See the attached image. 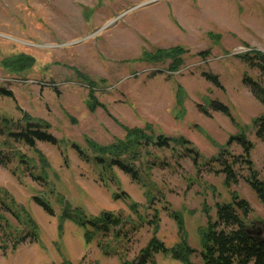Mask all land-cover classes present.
<instances>
[{
    "label": "rangeland",
    "instance_id": "374dc122",
    "mask_svg": "<svg viewBox=\"0 0 264 264\" xmlns=\"http://www.w3.org/2000/svg\"><path fill=\"white\" fill-rule=\"evenodd\" d=\"M177 47L185 50L179 71H169L170 61H144L145 55ZM253 50L264 53V0H0V264H134L153 236L168 247L180 242L173 212L183 217L188 242L197 251L192 260L201 263L205 209L215 218L216 204L230 202L232 192L252 208L248 229L263 228L264 203L245 181V162L236 167L240 179L231 188L212 162L223 148L243 155L238 142L228 145L243 129L264 181V143L252 126L264 106L243 82L244 74L263 84L264 78L240 58ZM206 51L207 58L200 56ZM23 55L35 60L29 70L4 67ZM204 72L218 75L224 89L207 81ZM211 101L227 105L240 126L210 110ZM24 113L60 141L57 146L37 142L46 166L34 148L10 135L26 126ZM126 128L189 139L202 155L201 166L169 149L150 148L136 163L139 183L119 168L104 181L99 167L74 145L92 158L91 142L117 144L125 140ZM146 159L162 163L146 171ZM124 193L129 200L115 199ZM34 197L47 200L54 215ZM62 199L89 220L108 214L118 225L108 231L88 228L91 243L87 229L71 221L62 224V232ZM22 208L38 224L40 240L27 238L14 249L29 233L26 218L15 215ZM252 235L264 238V233ZM149 264L182 263L158 254Z\"/></svg>",
    "mask_w": 264,
    "mask_h": 264
},
{
    "label": "trees",
    "instance_id": "16d2710c",
    "mask_svg": "<svg viewBox=\"0 0 264 264\" xmlns=\"http://www.w3.org/2000/svg\"><path fill=\"white\" fill-rule=\"evenodd\" d=\"M185 50L182 47H177L171 50H159L155 54H148L144 56V61L150 63H166L170 61L169 71H179L184 64ZM210 55V51L201 53L200 56L207 58ZM242 62L249 67L258 69L261 77L264 78V53L258 50H253L249 53H243L240 55ZM35 60L28 56H20L12 60L5 61L4 67L14 72H25L29 70ZM203 77L211 82L215 87L224 89L221 80L218 75H214L211 72H204ZM243 82L248 86L253 96L264 106V84L250 77L248 74H244ZM94 83H91V87L95 88ZM94 89L91 90V94H94ZM4 96L14 97L11 91L5 89L1 90ZM183 90H179L178 96H183ZM210 110L213 112L222 113L230 118V120L236 125L237 123L231 109L219 101H211L209 104ZM208 108L201 107V112L206 115L211 114ZM24 121L26 126L21 132L11 133L10 135L17 139V141L25 142L31 148H34L39 156L42 158L44 166L47 165V161L40 151L37 150V142L48 143L54 146L59 145V140L49 132H47L40 122L35 121L27 113H24ZM252 126L255 130V134L259 140L264 143V112L257 116L252 121ZM46 128H50V125H46ZM3 130L0 128V134ZM127 136L125 140L118 141L117 144L109 146H97L94 143H90V147L93 150L94 156L91 158L86 152H84L77 145L75 149L78 150L80 156L86 160L91 161L99 167L102 172V176H106L103 180H109L110 174H112L115 168L121 169L126 174L130 175L135 181L140 182L142 180L141 173L136 166L137 161L142 162L147 155L150 148L156 149H169L173 152H177V156L190 157L196 168L201 166L202 155L195 149L193 143L183 137L176 138L167 137L163 134H151L146 133L143 129L139 128H126ZM246 131L236 136L235 141L242 147L243 155L238 157L232 155V153L226 149H221L219 155L212 159V162H216L220 167L217 170L218 173H223L225 176L224 184L227 188H231L232 185L239 183V174L236 167L242 162L247 165L249 175L245 178V181L250 185L251 189L256 193L261 202L264 203V181L259 179V172L254 169V163L250 158L251 151L254 146L252 142L247 138ZM140 166L143 170L151 171L154 165L159 166L161 163L149 162L146 159ZM145 167V169H144ZM33 176V175H32ZM113 176V175H112ZM112 178H115L114 176ZM36 179L42 180L43 177ZM128 199L129 196L124 193L123 195L116 194L115 199ZM35 202L42 207L49 215H54V210L50 203L38 197H34ZM63 205V213L61 216L60 231L63 232L62 224L65 221H71L79 227H84L86 231L87 243H91L93 235L88 228H96L99 231H108L109 225L116 224L118 221L112 219L106 220L104 218L89 220L82 211L78 209H72L69 203L60 200ZM137 204L133 203L131 208L136 211ZM216 216L213 218L208 208L205 209L207 216V224L205 227L199 229L201 237V263H195L192 258L196 254V250L189 244L187 234L185 230V223L183 217L173 212L172 216L175 218L180 229V242L173 246L168 247L163 241L153 236L148 242L147 246L141 251L142 255L139 262L134 264H149L154 263L155 256L163 254L170 256L173 259L181 262L182 264H264V238H258L247 232L248 218L252 212V208L249 202L243 198H240L239 194L232 192V200L225 203L216 204ZM9 210H11L9 208ZM20 220L21 216L26 218V224L29 227V233L25 236H21L15 241L14 249L24 242L27 238H32L34 242H39V227L38 224L32 219L31 215L22 208L21 211L15 214ZM156 231L158 230V216L156 215ZM107 255V251L104 253ZM61 264H72L70 260H65ZM124 264H132L124 262Z\"/></svg>",
    "mask_w": 264,
    "mask_h": 264
},
{
    "label": "water",
    "instance_id": "95a60500",
    "mask_svg": "<svg viewBox=\"0 0 264 264\" xmlns=\"http://www.w3.org/2000/svg\"><path fill=\"white\" fill-rule=\"evenodd\" d=\"M235 138H236V136H232V137L230 138V141H229L228 145H229L232 141H234ZM105 219H106V220H109V215H108V214H105ZM247 232H248L249 234L254 233V234H257V235H262V234L264 233V226H263V228H258L255 232H253V231L247 229Z\"/></svg>",
    "mask_w": 264,
    "mask_h": 264
}]
</instances>
